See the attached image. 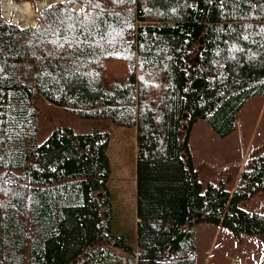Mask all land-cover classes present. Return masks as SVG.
<instances>
[{
	"label": "trees",
	"instance_id": "trees-1",
	"mask_svg": "<svg viewBox=\"0 0 264 264\" xmlns=\"http://www.w3.org/2000/svg\"><path fill=\"white\" fill-rule=\"evenodd\" d=\"M25 1H49L36 24L0 0V264H196L201 222L264 242V212L239 205L264 189V152L234 191L204 189L188 142L198 120L224 133L264 94V0H12ZM39 100L135 129V246L113 231L111 130L39 142Z\"/></svg>",
	"mask_w": 264,
	"mask_h": 264
},
{
	"label": "rangeland",
	"instance_id": "rangeland-1",
	"mask_svg": "<svg viewBox=\"0 0 264 264\" xmlns=\"http://www.w3.org/2000/svg\"><path fill=\"white\" fill-rule=\"evenodd\" d=\"M25 2L29 3L32 11L31 16L27 17L28 20L20 22L15 12H9L1 0L3 15L6 18L11 17L20 25L35 24L39 10L49 4V1L42 2L43 4ZM76 7H80V4H76ZM108 70L116 75L127 74L129 65L124 61L111 60ZM38 108L39 142L45 140L54 128L63 125L84 133L111 130L108 155L111 162L109 189L113 198V231L117 234L127 233L130 236L129 244L135 246L136 180L132 171L135 155L137 156L135 129L103 124L101 120L82 117L41 100ZM248 138L251 140H247ZM188 142L204 189L208 181L218 182L224 179L227 188L234 191L240 172L249 160V151L252 154L258 151L249 149L250 145L256 148V143L262 145L264 142V94L248 99L241 110L237 109L232 119V127L224 133L208 119L198 120L190 131ZM239 205L248 210L264 212V189L247 194L240 200ZM196 238V264H264V242L253 234L242 232L236 235L221 223L201 222L197 224ZM119 258L126 264H133L134 257L131 253L121 254Z\"/></svg>",
	"mask_w": 264,
	"mask_h": 264
},
{
	"label": "bare ground",
	"instance_id": "bare-ground-1",
	"mask_svg": "<svg viewBox=\"0 0 264 264\" xmlns=\"http://www.w3.org/2000/svg\"><path fill=\"white\" fill-rule=\"evenodd\" d=\"M12 1V0H11ZM10 0H3L4 7L9 10V12L14 11L16 18L22 22L28 20V16L30 17L32 14V11L30 10L29 3L28 2H22L17 3L18 5H15ZM40 4H43L40 2ZM41 6V5H40ZM10 16V15H9Z\"/></svg>",
	"mask_w": 264,
	"mask_h": 264
},
{
	"label": "crops",
	"instance_id": "crops-1",
	"mask_svg": "<svg viewBox=\"0 0 264 264\" xmlns=\"http://www.w3.org/2000/svg\"><path fill=\"white\" fill-rule=\"evenodd\" d=\"M263 93H252V94H249V95H246V98L244 99V102L242 103V105L240 106V110L242 107H244V105L246 104L247 100L254 97V96H257V95H262ZM247 140H251L250 138H248ZM258 143V141H256ZM256 143V148L253 147L254 145H250V148L249 149H257L258 151L257 152H254V154L251 153V150L249 151L248 153V158L252 157L253 155H256V154H260L262 152H264V142L262 143V145H258ZM193 157V156H192ZM194 162V160H193ZM194 166L196 167V165L194 164ZM197 168V167H196ZM198 169V168H197ZM243 169V168H242ZM199 170V169H198Z\"/></svg>",
	"mask_w": 264,
	"mask_h": 264
}]
</instances>
